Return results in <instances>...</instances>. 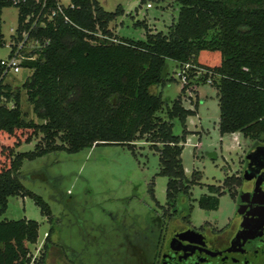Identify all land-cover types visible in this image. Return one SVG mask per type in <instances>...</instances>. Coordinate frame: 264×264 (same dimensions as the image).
<instances>
[{"label":"trees","instance_id":"trees-1","mask_svg":"<svg viewBox=\"0 0 264 264\" xmlns=\"http://www.w3.org/2000/svg\"><path fill=\"white\" fill-rule=\"evenodd\" d=\"M176 20L164 31H152L144 20L143 39L117 38L109 22L123 13L122 7L106 11L97 0H70L62 12L56 11L45 28H31L39 14L56 10L54 0H0V47L2 9H18L15 36L17 43L26 32L37 41L34 59L21 62L31 71L22 82L26 100L40 123L27 120L21 109L19 90L0 83V213L11 195L29 196L50 221L48 204L25 189L19 168L25 159L51 151L76 152L94 144H121L133 149L143 139L158 155L159 175L166 178V208L175 213L177 198L187 194L199 178L194 171L187 179L181 162L186 134L185 119L192 113L182 106L181 94L200 83L216 88L222 135L240 131L245 137L262 141L264 133V0H174ZM143 0L140 1V4ZM33 15L27 23V16ZM40 16V18H41ZM12 47L11 53L14 51ZM178 68L188 64V83L166 108L161 94L152 85L173 81L165 60ZM11 102L12 107L6 103ZM183 127L182 135L172 132V120ZM40 135L33 150L17 148ZM241 184L238 175L227 176L219 187L208 186L197 203L201 209L216 210L226 189ZM153 196V188L150 187ZM39 224L21 219L0 222V264H29L30 248L38 238ZM150 229V228H149ZM147 229L139 236V251L150 264L155 236ZM52 229L45 235L43 248L51 244ZM135 250V249H134ZM136 252V251H135ZM76 264L71 256H66ZM43 264V258L37 262Z\"/></svg>","mask_w":264,"mask_h":264},{"label":"rangeland","instance_id":"rangeland-1","mask_svg":"<svg viewBox=\"0 0 264 264\" xmlns=\"http://www.w3.org/2000/svg\"><path fill=\"white\" fill-rule=\"evenodd\" d=\"M97 1L106 11L122 7L123 13L109 22V29L117 38L143 39L145 28L136 25L142 20L152 31H164L178 13L174 0H154L150 9L145 8L147 0L142 4L141 0ZM62 2L66 4L68 0ZM17 13L15 6L2 9L1 32L5 44L0 47V59L9 54L10 38L16 35ZM37 48L36 41L29 38L19 54L26 57ZM165 69L175 80L149 88L151 93L161 94L163 108L158 115L163 118L182 87L175 74L176 62L166 59ZM30 73L22 67L19 73L6 76L4 82L19 90L26 119L40 123L21 87ZM181 103L192 111L185 119L186 134L181 152L184 175L190 180L196 171L199 178L187 194L178 196L176 216L181 213L194 227L208 222L222 229L236 213L231 194L224 189L216 210L201 209L197 201L208 192V186L220 187L227 176L240 172L244 157L255 141L240 131L219 133L217 91L209 82L196 85L195 91L186 90L181 94ZM172 132L182 135L183 127L177 119L172 120ZM39 138L40 135H36L31 142L21 144L17 151L33 150ZM260 139V143L264 142V133ZM134 144L131 149L127 145L98 143L76 152L51 151L23 160L19 180L25 189L48 204L52 219L49 221L41 213L31 197L11 195L5 211L0 213V222L31 219L39 224L37 242L29 246V264H37L41 257L43 264H71L66 256H71L76 264H137L134 246L126 245V238L138 243L137 232L140 236L152 227L153 220L162 217L166 208V178L158 173L157 153L143 139ZM238 189L232 188L233 195ZM184 224L181 218L175 217L168 228ZM49 229H52L51 244L43 248ZM139 264H148L140 251Z\"/></svg>","mask_w":264,"mask_h":264},{"label":"flooded vegetation","instance_id":"flooded-vegetation-1","mask_svg":"<svg viewBox=\"0 0 264 264\" xmlns=\"http://www.w3.org/2000/svg\"><path fill=\"white\" fill-rule=\"evenodd\" d=\"M256 145H264V142L255 141L253 146ZM247 168L252 177L245 181L243 173ZM237 175L241 184L234 186L239 188L232 196L236 212L239 211L234 219L218 229L208 222L194 227L181 213L176 216L177 211L168 212L166 216L162 214V217L153 220L149 229L156 242L150 264H264V150L251 156L250 160L244 157ZM241 192L249 193L243 196L242 202L239 200ZM175 217L181 218L185 224L168 228ZM242 225L246 226L245 234L252 232L245 239L236 240L238 234L241 236ZM189 230L195 233L190 234ZM182 234L184 239L176 241L177 236ZM136 237L138 243H131L132 240L127 237L126 245L134 246L139 264L138 232Z\"/></svg>","mask_w":264,"mask_h":264},{"label":"built area","instance_id":"built-area-1","mask_svg":"<svg viewBox=\"0 0 264 264\" xmlns=\"http://www.w3.org/2000/svg\"><path fill=\"white\" fill-rule=\"evenodd\" d=\"M19 0H13V3L16 4ZM25 1V0H22ZM55 1V5H56V10H51L49 13H45L42 14V16L39 14L37 17L34 18L31 28L37 26L39 28H45L46 26V21L44 20V18L47 21H50L52 19V17L54 16V14L56 13V11L62 12V7H67L70 3V0H68V3H63L62 0H54ZM148 2L145 3V8L146 9H150L153 6V1L154 0H147ZM46 0H44L43 5L45 4ZM33 15H29L25 18L24 23H27L30 18ZM41 16V18H40ZM24 35V36H23ZM24 37V39H23ZM22 39V41H21ZM17 43H9V47H10V51L9 54L6 58H2L0 59V83L1 84H5L4 80L5 77L8 75H12V74H16L19 73L22 66H21V60H27V59H34L36 57V55H29L26 57H21L20 56V49L22 48V45L24 44V42L29 39L28 38V34L26 32H24L22 34V38H21ZM36 41V40H35ZM37 44V41H36ZM15 45V49L14 51L11 53L12 47ZM190 68V66L188 64H185L182 68H178V70L175 72L176 76L178 77V79L180 80L181 84H187L188 83V69ZM207 82H211V80L209 79ZM186 90H190V89H186ZM3 96L0 94V103H2L3 100ZM6 105L8 107H12V103L8 102L6 103Z\"/></svg>","mask_w":264,"mask_h":264},{"label":"water","instance_id":"water-1","mask_svg":"<svg viewBox=\"0 0 264 264\" xmlns=\"http://www.w3.org/2000/svg\"><path fill=\"white\" fill-rule=\"evenodd\" d=\"M261 150H264V145H256V146H253L248 152H247V154H246V156H245V160H250V158H251V156H255V155H257V154H259V152L261 151ZM249 166V165H248ZM249 171H250V169L249 168H247L245 171H244V173H243V179L245 180V181H248V180H250L251 179V175L249 174ZM249 193H247V192H241L240 193V195H239V200L242 202L243 201V196L244 195H248ZM237 213H239V211L238 212H236V215H237ZM244 229H246V226L244 225H242V227H241V236L238 234L237 236H236V240H238V239H240V238H242V239H245L251 232H249L248 234H245V230ZM188 233H192V234H194L195 232L194 231H192V230H189V231H187ZM187 234V233H186ZM184 239V237H183V234L182 235H178L177 236V238L175 239L176 241H182Z\"/></svg>","mask_w":264,"mask_h":264},{"label":"crops","instance_id":"crops-1","mask_svg":"<svg viewBox=\"0 0 264 264\" xmlns=\"http://www.w3.org/2000/svg\"><path fill=\"white\" fill-rule=\"evenodd\" d=\"M150 28V27H149Z\"/></svg>","mask_w":264,"mask_h":264}]
</instances>
